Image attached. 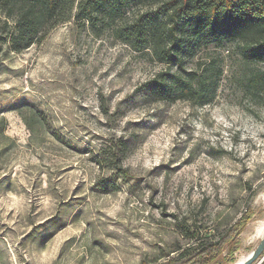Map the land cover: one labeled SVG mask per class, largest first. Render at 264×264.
<instances>
[{
    "label": "rangeland",
    "instance_id": "obj_1",
    "mask_svg": "<svg viewBox=\"0 0 264 264\" xmlns=\"http://www.w3.org/2000/svg\"><path fill=\"white\" fill-rule=\"evenodd\" d=\"M148 8L71 18L22 51L2 42L0 264H179L197 246L186 228L232 230L208 264L259 242L264 62L212 42L183 68L222 67L213 100L154 99L143 85L168 64L118 30Z\"/></svg>",
    "mask_w": 264,
    "mask_h": 264
},
{
    "label": "trees",
    "instance_id": "obj_2",
    "mask_svg": "<svg viewBox=\"0 0 264 264\" xmlns=\"http://www.w3.org/2000/svg\"><path fill=\"white\" fill-rule=\"evenodd\" d=\"M139 4H147L148 10L118 30L126 41L138 49L150 47L168 64L143 85L154 99L185 98L198 104L213 100L222 67L212 60L197 69L183 68L191 52L212 42L217 46L234 43L246 61L264 62V0H0V48L7 42L10 49L22 51L71 18L86 23L101 17L111 23ZM175 65L177 69L172 70ZM255 78L264 85V70ZM99 184L104 191L115 189L106 181ZM231 231L210 240L186 228L184 234L195 239L197 246L179 264L218 259Z\"/></svg>",
    "mask_w": 264,
    "mask_h": 264
},
{
    "label": "water",
    "instance_id": "obj_3",
    "mask_svg": "<svg viewBox=\"0 0 264 264\" xmlns=\"http://www.w3.org/2000/svg\"><path fill=\"white\" fill-rule=\"evenodd\" d=\"M264 252V234L261 236L259 242L252 250L251 254L244 259L240 264H252Z\"/></svg>",
    "mask_w": 264,
    "mask_h": 264
},
{
    "label": "bare ground",
    "instance_id": "obj_4",
    "mask_svg": "<svg viewBox=\"0 0 264 264\" xmlns=\"http://www.w3.org/2000/svg\"><path fill=\"white\" fill-rule=\"evenodd\" d=\"M263 234H264V220L261 222V224L258 227V235L262 236ZM251 252L252 251L239 255V257L235 261L231 262L230 264H240L244 259H246L251 254Z\"/></svg>",
    "mask_w": 264,
    "mask_h": 264
}]
</instances>
